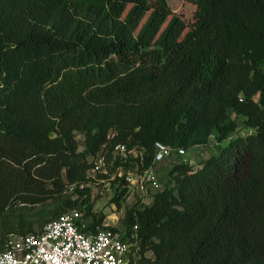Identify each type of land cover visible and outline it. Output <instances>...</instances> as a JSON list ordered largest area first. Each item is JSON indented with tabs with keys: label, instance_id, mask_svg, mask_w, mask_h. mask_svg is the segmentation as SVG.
<instances>
[{
	"label": "trees",
	"instance_id": "obj_1",
	"mask_svg": "<svg viewBox=\"0 0 264 264\" xmlns=\"http://www.w3.org/2000/svg\"><path fill=\"white\" fill-rule=\"evenodd\" d=\"M189 1L191 22L166 0H0V210L46 180L60 192L63 169L90 179L77 131L93 155L143 149L141 168L157 142L213 137L217 153L174 164L120 226L136 224L142 264H264V0ZM230 111L253 132L232 136Z\"/></svg>",
	"mask_w": 264,
	"mask_h": 264
},
{
	"label": "built area",
	"instance_id": "obj_2",
	"mask_svg": "<svg viewBox=\"0 0 264 264\" xmlns=\"http://www.w3.org/2000/svg\"><path fill=\"white\" fill-rule=\"evenodd\" d=\"M183 148L155 144L151 164L136 170L125 169L133 160L141 164L143 149L117 142L107 156L104 148L93 155L87 175L107 176L111 166L120 169L118 177L128 190L153 195L161 188L154 165L171 155H183ZM126 191V192H127ZM123 213L112 219V226L88 228V220L72 209L56 215L37 233L8 234L0 249V264H142L147 255L134 224L129 235L120 226ZM121 219L119 220V217Z\"/></svg>",
	"mask_w": 264,
	"mask_h": 264
},
{
	"label": "rangeland",
	"instance_id": "obj_3",
	"mask_svg": "<svg viewBox=\"0 0 264 264\" xmlns=\"http://www.w3.org/2000/svg\"><path fill=\"white\" fill-rule=\"evenodd\" d=\"M170 9L179 15L186 22H191L195 5L189 0H166ZM230 117L234 118L238 127L232 136L245 135L252 133L251 128H247L243 119L236 116L234 112L230 111ZM77 140V151L81 152L79 155V163L86 164L85 169L91 165L93 154L86 150L85 134L81 131L75 132ZM222 141L220 144H224ZM111 143L103 145V148L108 155L112 149ZM221 145L213 137L205 144L193 145L183 155H171L168 158L156 163L154 165L155 171L159 177L161 185L167 184L171 180L170 170L174 164L180 162H187L194 169L200 167L201 162L210 155L217 153ZM132 148L138 149L136 146ZM128 170L140 169L138 160H133L128 164ZM88 167V168H89ZM87 168V170H88ZM120 169L116 166L110 167V172L107 176H96L90 178L88 181L81 183L69 182L65 177L63 169V186L60 192L50 194L51 185L49 181L42 183V191L34 194L32 197L34 202H18L15 199H10L7 207L0 210V247H2V240L8 234L21 235L24 233L40 232L43 226L56 215L72 209L80 211L87 216V220L92 218L101 219L102 226H112V219L116 216L124 214V210L135 202L148 204L153 195L145 196L136 190H128L122 194L117 202L114 197L119 191L118 173ZM89 208V211H88ZM121 216L119 217V220ZM151 255V253H148Z\"/></svg>",
	"mask_w": 264,
	"mask_h": 264
}]
</instances>
